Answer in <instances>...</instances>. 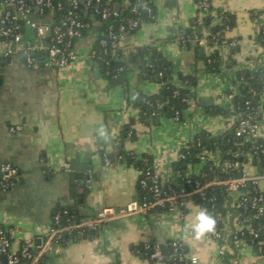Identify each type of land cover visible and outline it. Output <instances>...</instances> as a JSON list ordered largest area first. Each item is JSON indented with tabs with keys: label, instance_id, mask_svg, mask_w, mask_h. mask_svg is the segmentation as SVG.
<instances>
[{
	"label": "crops",
	"instance_id": "crops-1",
	"mask_svg": "<svg viewBox=\"0 0 264 264\" xmlns=\"http://www.w3.org/2000/svg\"><path fill=\"white\" fill-rule=\"evenodd\" d=\"M156 17L145 21L120 42L126 62V83L103 76L93 57L95 34L89 33L76 44L77 59L64 69L43 64L28 67L17 52L2 61L0 75V161L14 163L19 169L17 184L0 192V220L12 228L14 246L49 231L59 206L74 203L71 195L73 173L83 175L79 191L80 211L91 216L103 207L118 208L141 195L137 188L140 170L118 158L121 149L148 154L162 180L178 184L184 174L198 175L205 162L195 161L185 168L174 162L197 135H221L236 122L237 113H213L217 106H232V94L240 92L236 72L259 68L264 46L258 38L264 25V0H212V11L203 15L196 0H153ZM229 11L233 27L226 37L236 40L202 48H185L175 39L194 18L211 15L210 26L219 25L216 14ZM204 33L209 28L203 29ZM153 44L171 62L173 82L182 76L196 77L195 96L177 121L170 114L150 123L141 122L135 100L141 93L152 94L159 85L130 55L137 47ZM215 46L223 57L221 69L210 71L204 57ZM261 135L264 136V92L261 96ZM133 123L134 138L122 139L123 128ZM12 127H19L15 132ZM110 139L105 140L100 132ZM110 163H106V157ZM216 160V157H215ZM251 172L256 168L248 165ZM206 209L194 197H187L185 213L152 210L116 218L103 224L94 236L66 244L53 245L44 264H167L142 252L153 242L166 246L180 239L197 264H264V257L244 239L231 237L232 224L227 214L220 218L222 238L206 235L197 240L186 226ZM224 250V252H221Z\"/></svg>",
	"mask_w": 264,
	"mask_h": 264
},
{
	"label": "built area",
	"instance_id": "built-area-1",
	"mask_svg": "<svg viewBox=\"0 0 264 264\" xmlns=\"http://www.w3.org/2000/svg\"><path fill=\"white\" fill-rule=\"evenodd\" d=\"M151 2L153 0H0V75L3 59L17 52L23 54L28 67L43 64L64 69L78 57L77 41L89 33L95 34V42L102 50L100 58L111 55L113 59L122 61L120 42L142 21V9L148 14L152 12ZM196 3L203 15L211 13L212 0H196ZM122 9H129L135 16L124 15ZM216 19L221 23L224 14L218 12ZM200 23H203V19H200ZM226 29H229V25ZM209 34L204 33L201 41L209 42ZM182 42L185 44L184 39ZM229 44L234 47L237 41L231 40ZM94 53L92 51V57ZM124 70V65H119L115 75H120ZM262 110L239 113L236 135L245 140L264 138L260 134ZM174 119L179 121L178 111ZM18 128L12 127L11 131L15 132ZM259 151L264 152L262 145L248 153L245 160L239 150L226 159L219 151L199 153L197 157L205 164L213 161L221 168V173L225 174L221 179L202 180L195 178L194 174H184L175 185L163 181L155 169H148L140 179V185L147 194L118 208L103 207L77 222L69 221L65 225H54L52 222L49 231L39 235L36 243L26 240L15 247L12 228L0 220V264H44L53 245L65 243V234L99 230L103 224L116 218L152 210L179 211L183 215L187 197L208 200L213 208L215 198L208 192L214 186L225 187L229 209L216 218L222 219L227 214L234 241L246 240L258 255L264 257V166L253 163L254 157L259 159ZM187 153L181 151L178 159L185 158ZM105 160L107 164L110 163L108 157ZM248 165L256 168V172H251ZM18 179V167L12 162L0 161V192L12 189ZM60 219V214L53 217L57 224ZM207 235L222 238L223 231L216 227L214 232ZM170 244L171 264H197L198 257L189 254L182 240L172 239ZM149 246L146 245L147 248ZM152 257L164 258L159 247L155 246Z\"/></svg>",
	"mask_w": 264,
	"mask_h": 264
},
{
	"label": "trees",
	"instance_id": "trees-1",
	"mask_svg": "<svg viewBox=\"0 0 264 264\" xmlns=\"http://www.w3.org/2000/svg\"><path fill=\"white\" fill-rule=\"evenodd\" d=\"M152 12L150 14L143 12L142 9V21L137 27H135L131 33L136 32L145 21H153L156 17V8L154 2H151ZM224 14L223 21L216 26H210V21L212 16L208 15L203 18V23H200L199 18H194L191 20L190 25L187 28L181 29L177 36L176 40L179 44L185 48L199 49L202 48L201 39L204 36V28H209L210 34L207 35L210 45H220L226 42H229V38L226 37V26L229 25V28L233 27L231 24V14L229 11H221ZM260 12H264L260 11ZM122 13L127 16H135L133 12L129 9H122ZM104 24V23H103ZM102 24V25H103ZM100 26V29L102 27ZM183 35V38H181ZM215 36V37H214ZM214 37V38H213ZM258 38L262 45L264 46V26L261 25ZM182 39L185 40L183 44ZM238 46H234V50ZM94 56L93 60L99 69L100 73L113 82L126 83V62L118 61L112 58V56H107L106 58H100L99 56L102 53V50L97 42L93 45ZM130 58L132 61H140V67L143 69L146 74L156 81L159 85L157 92L152 94L141 93L137 96L135 100V106L139 109L138 119L144 123H150L152 121L158 120L164 114H170L173 117L178 111L180 114L179 121L184 118V110L191 105V100L195 96V92L192 88L196 85V77L193 76H182V84L178 85L173 82V70L171 67V62L168 60L160 50L153 44H148L145 46H140L131 53ZM262 62L256 70L250 71L248 69H240L236 72V82H239L240 92L232 94L230 90L226 92L232 95V106H217L213 109V113H221L225 116H229L233 113H246L248 111H254L255 109H261V96L264 92V54L262 55ZM205 64L210 71L218 72L221 69V64L223 62V57L220 53V50L215 46L214 50L204 57ZM119 65H124L125 70L120 73V75H115L116 69ZM248 102V103H247ZM237 120L233 126L228 130L223 132L218 136H211L207 133L197 134L189 143L188 148H184L182 151L187 153L185 158H181L174 162L175 167L185 168L190 164H193L195 161H198L199 158L197 155L203 151L212 150L219 151L222 153L223 159L232 157V154L236 151H240L243 155V160L246 159L247 154L255 151L256 147L262 145L264 149V138L256 137L245 140L243 137L236 135ZM136 135L135 128L133 123H128L123 128L122 139L134 138ZM258 158H253V163L257 165L264 166V152L261 151ZM118 158L128 164L136 166L140 170L139 179L137 182V188L140 192V195L143 196L147 194L146 190H143L140 185V179L145 175L148 169L154 170V162L150 155L148 154H137L134 151L121 149L118 152ZM110 156H108L109 158ZM240 159V156L237 157ZM258 160V161H257ZM237 174V173H236ZM225 174L221 173V168L218 167L213 161H208L198 175H194L195 178L202 180H212L214 178L221 179ZM85 177L80 174L73 173L71 179V195L73 196L74 203L70 205L59 206L55 211L53 217L56 214H60L61 219L60 223H55L54 225H65L69 221L77 222L82 218H86L80 211L81 198L85 194L84 192L79 191L80 187H83L84 184L81 183ZM209 195L214 196L215 205L212 208L211 203L206 200L203 201L198 197L195 199L202 204L207 209L212 210L213 215L217 221L216 227L221 228L220 219H217L218 214H224L229 209L226 205L227 203V193L224 186H214L209 189ZM66 211V212H65ZM98 230L86 231L82 234L78 232H73L71 234H65V243L69 241H75L86 236H94ZM168 242L166 246H160V252L163 254L164 258L162 259L167 264H171L170 256L172 255V246ZM146 244V243H145ZM145 244L142 245V252L146 253L147 257L153 258L152 253L155 251V246L152 241L148 244V248L145 247Z\"/></svg>",
	"mask_w": 264,
	"mask_h": 264
},
{
	"label": "clouds",
	"instance_id": "clouds-1",
	"mask_svg": "<svg viewBox=\"0 0 264 264\" xmlns=\"http://www.w3.org/2000/svg\"><path fill=\"white\" fill-rule=\"evenodd\" d=\"M100 136L105 140L110 139L104 131L100 132ZM216 223V219L204 209L196 214L195 221L187 225L185 230L190 231L195 239L200 240L215 231Z\"/></svg>",
	"mask_w": 264,
	"mask_h": 264
},
{
	"label": "water",
	"instance_id": "water-1",
	"mask_svg": "<svg viewBox=\"0 0 264 264\" xmlns=\"http://www.w3.org/2000/svg\"><path fill=\"white\" fill-rule=\"evenodd\" d=\"M116 7L118 8V5H116ZM262 171V170H261ZM241 176V174H239Z\"/></svg>",
	"mask_w": 264,
	"mask_h": 264
}]
</instances>
